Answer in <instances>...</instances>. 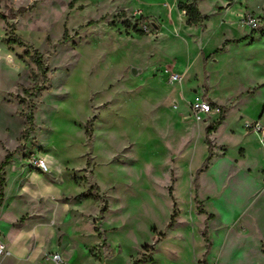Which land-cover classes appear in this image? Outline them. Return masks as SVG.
Here are the masks:
<instances>
[{
  "label": "rangeland",
  "instance_id": "1",
  "mask_svg": "<svg viewBox=\"0 0 264 264\" xmlns=\"http://www.w3.org/2000/svg\"><path fill=\"white\" fill-rule=\"evenodd\" d=\"M184 1L0 0V172L11 159L48 152L70 168L61 185L68 196L92 184L98 196L69 201L64 224L80 264H204L205 225L212 259L235 223H253L264 236V194H256L264 134L254 130L255 122L264 127V0H200L201 25L188 24ZM249 12L260 18L256 30L241 23ZM141 19L163 28L143 35ZM233 39L240 41L225 42ZM35 51L49 68L40 95L32 94L44 86L42 74L31 78L39 72ZM176 71L182 80L171 84ZM211 87L227 122L211 133L210 165L226 160L201 175L198 190L207 142L198 138L189 102ZM31 108L35 127L24 137Z\"/></svg>",
  "mask_w": 264,
  "mask_h": 264
},
{
  "label": "crops",
  "instance_id": "2",
  "mask_svg": "<svg viewBox=\"0 0 264 264\" xmlns=\"http://www.w3.org/2000/svg\"><path fill=\"white\" fill-rule=\"evenodd\" d=\"M200 5L201 3L199 0V8ZM173 9L174 8H171L167 14L170 12L172 14ZM139 14L144 15L143 12ZM162 28V25L155 23V32H160ZM204 50L210 55L214 51V47L204 45ZM224 50L225 47L223 50L218 51ZM209 55L204 57V59L208 58L206 64L203 59V69L205 73H207ZM195 60V62L198 61L197 56H195ZM191 66L193 67L194 65L192 64ZM135 71L139 73L142 69H135ZM177 73L181 74L180 72ZM169 76L170 75H168V81ZM210 80L212 81V74L210 75ZM214 92L215 90L211 87L208 92L203 91L198 92V94H206L213 103L221 105L219 98L213 95ZM195 94L196 93H194L193 96ZM163 98L165 97L163 96L161 98L162 102L165 100ZM218 116L219 114L211 115L203 122L193 118L198 122V138H200V140L205 137L206 142L205 126H203V124L213 121ZM180 119H183V116L177 114L175 123L178 124ZM226 122L227 118L226 120L224 119L220 125ZM210 137L212 139L211 134ZM220 143L224 144L222 142ZM16 144L17 142L11 147V150L16 147ZM206 148H208L207 144L203 146V150L205 151L201 157L200 163L208 154ZM6 153L7 152H4L1 160L6 156ZM38 155L47 159L49 171H41L31 159L24 160L21 163L11 159V168L8 171L6 170L4 197L2 205L0 206V230L4 235V240L10 254L0 255V264H62L53 261L51 255L56 252L62 255L67 264H80L77 253L78 250L75 249L76 246L66 240L64 224L68 212L70 211L69 201L72 199L83 200L76 198V196L86 190L68 196L66 192L62 190L61 185L63 183L64 174L67 170H70V168L66 164L61 163L51 153L43 152ZM225 160V155L215 157L213 163L209 165V168L200 173L198 177V190L201 189L199 183L201 175L205 171L207 173L213 171L218 162ZM260 177L262 180L257 183V195L264 194V171ZM76 178H78L77 175ZM91 185L92 184L89 183L88 187L91 188ZM92 192L96 193L94 191ZM16 205L21 207L19 210L20 212L13 220H9L6 217V213ZM243 225L247 227L246 232L242 230ZM96 228L97 226L95 227V231L97 230ZM209 240L211 241L210 238ZM217 241L219 242L217 256H214L212 259V256H210L211 251L210 253L208 252L205 257L208 264H264V236L253 223L246 224L243 222L241 225L235 223L233 224L232 234H230V236L222 234ZM99 242H96L95 245ZM213 246L214 244L211 242V247L213 248ZM205 252L204 250L202 261Z\"/></svg>",
  "mask_w": 264,
  "mask_h": 264
},
{
  "label": "trees",
  "instance_id": "3",
  "mask_svg": "<svg viewBox=\"0 0 264 264\" xmlns=\"http://www.w3.org/2000/svg\"><path fill=\"white\" fill-rule=\"evenodd\" d=\"M33 7V5L28 6V7H20L17 11H14L13 9H11V13L13 15H16L17 13H25L27 12L29 9H31ZM180 9H182L183 11H185V14L188 18V24L189 25H201L204 23L206 16L203 15L202 11L199 8V0H185L184 2L180 3ZM262 21L264 22V9H263V15H262ZM126 23L128 25H130L129 21H126ZM137 28V27H136ZM137 30L141 33V34H147L148 32L143 30V29H138ZM228 41H240L238 39H233V40H226L225 42ZM21 42H23L21 40ZM224 47H222L220 50H223ZM32 58L34 60V62L36 63L39 72H33L31 74V78L34 82L38 81L39 78V74L43 75V82H44V86L39 87L37 84L33 87V89L36 91L32 92V94H38L40 95L42 93V91L46 88V84L49 81V77L47 75L49 68L43 58V54L40 53L39 51H35L34 54L32 55ZM207 59H204V63H207ZM26 92H31V89H26ZM26 118H27V128L24 131V137H27L28 134L34 129L35 124H34V109L31 108L29 110L28 113L25 114ZM225 119V116L223 115V113L221 114L220 118L218 121H216L213 124H209L206 127V142L208 145V155L205 158L203 164L197 169L196 171V177H195V185H196V189H198V177L200 175L201 172H203L205 169L209 168L210 162L214 157V143L212 142V139L210 137V134L216 130L218 128V126L223 122V120ZM89 132V131H88ZM9 156H7L6 160L4 161V163L2 164V168L9 162ZM4 183H5V173L4 172H0V206L2 205L3 202V197H4ZM93 188H90L88 191L82 192L79 195L76 196V198H96L98 195L96 193L92 192ZM104 209L102 208L101 211H103ZM204 211V210H203ZM175 217H176V213H173L171 215V220L169 221V223L167 224V228H170L173 226L174 222H175ZM213 217L212 214L209 215V218ZM203 236L207 242L206 244V252L203 258V261L205 264H208L207 260H206V255L209 252V249L211 247V241L209 240V236H208V230H207V225L205 227ZM142 260H136L134 262V264H137L138 262H140Z\"/></svg>",
  "mask_w": 264,
  "mask_h": 264
},
{
  "label": "built area",
  "instance_id": "4",
  "mask_svg": "<svg viewBox=\"0 0 264 264\" xmlns=\"http://www.w3.org/2000/svg\"><path fill=\"white\" fill-rule=\"evenodd\" d=\"M241 23L243 25L249 26L252 29L256 30L261 26L260 18L255 15L254 13H245L241 19ZM155 27V22L152 21L151 23ZM138 27H142L143 30L147 31L148 33L154 30V27H150L146 24V21L144 19H141L138 21ZM182 80V75L173 72L169 76V81L172 84L178 83ZM189 109L192 117L197 121H206L211 115L214 114H221L222 107L218 104L213 103L210 98L206 94H198L196 93L191 101L189 102ZM254 130L258 133L264 134V127L258 122L254 123ZM264 137V136H263ZM263 141V140H262ZM34 164L43 172L49 171V164L47 162V159L45 157H40L35 155L33 157ZM10 254V251L8 249V246L6 245V242L4 240V235L2 231L0 230V255H8ZM53 261L55 263H62L67 264L62 255L58 252L52 253L51 255Z\"/></svg>",
  "mask_w": 264,
  "mask_h": 264
}]
</instances>
